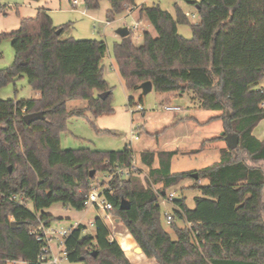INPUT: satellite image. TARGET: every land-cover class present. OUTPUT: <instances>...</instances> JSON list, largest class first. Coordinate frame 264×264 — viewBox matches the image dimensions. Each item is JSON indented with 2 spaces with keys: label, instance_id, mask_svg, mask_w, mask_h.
I'll return each instance as SVG.
<instances>
[{
  "label": "trees",
  "instance_id": "1",
  "mask_svg": "<svg viewBox=\"0 0 264 264\" xmlns=\"http://www.w3.org/2000/svg\"><path fill=\"white\" fill-rule=\"evenodd\" d=\"M107 1L108 22L134 6V0ZM190 3L197 9V24L189 23L179 7L172 15L158 4L139 5L140 17L156 36L145 31L136 46L129 32L115 43L117 71L128 90L150 82L158 93L191 91L197 109L220 113L211 119L223 121L224 131L237 135L239 142L234 150L220 149L218 162L195 172H172L177 150L142 151L139 162L148 170L143 184L129 146L109 152L61 148L59 136L69 117L113 111L112 91L100 65L105 42L62 39L71 26H53L43 7L34 17L21 19L18 30L0 32V42L10 39L14 52L13 63L0 70V89L27 78L32 91L39 93L37 99L0 100V264L15 259L38 264L41 244L31 228L57 220L45 212L54 204L84 210L93 171L113 172L101 191L112 205L107 213L156 264H264V138L253 134L264 120V0ZM83 6L97 10L99 0H83ZM187 24L192 36L184 39L178 26ZM104 93L108 96L101 99ZM75 100L84 101L85 108L68 110L67 103ZM32 113H43L44 119L26 124L24 117ZM218 140L224 136L206 142ZM126 169V176L118 173ZM187 178L199 196L192 208L185 199L171 201L173 238L162 227L159 199H166L168 190ZM121 200L130 204L127 211L120 209ZM83 229L79 223L65 240L69 263L131 264L102 218H95L92 232Z\"/></svg>",
  "mask_w": 264,
  "mask_h": 264
},
{
  "label": "rangeland",
  "instance_id": "2",
  "mask_svg": "<svg viewBox=\"0 0 264 264\" xmlns=\"http://www.w3.org/2000/svg\"><path fill=\"white\" fill-rule=\"evenodd\" d=\"M107 0H99V6L96 11H100L101 2ZM158 4L162 9L175 13V8L179 7L184 14L193 13L194 18H188L189 23H199L197 9L194 4L196 0H150ZM109 4V3H108ZM50 8L58 10L59 16L62 13L59 9H63L58 0H53ZM36 4L27 0H0V32L9 33L19 29L21 19L34 17L37 12L34 11ZM79 9H84L83 3ZM5 14V16H4ZM68 17L64 24L74 26L70 37L81 36L79 40H100L107 45L105 58L101 60L103 79L112 91L111 106L112 112L101 114L94 117L89 112L84 116L69 117L67 120V128L60 133L59 140L61 148L64 150L89 149L102 152L121 151L125 146H129L134 154V166L140 170L139 179L144 183V178L148 173L147 168L139 162V156L142 151L165 150L173 151L174 148H180L174 157L171 169L172 172H195L203 169L208 165L216 163L220 159L221 148H226L224 140H218L214 143L204 142L207 139L220 138L224 131L223 121L212 120V117L219 115L218 112L200 111L198 110V101L194 94L189 91L184 94L178 93H158L151 91L143 94L142 90H128L125 88L122 79L117 71L115 59L112 55L113 45L117 43L115 31L122 25L132 29V41L136 46L142 44V28L133 30L136 21L126 12L115 16L111 26L95 24V28L85 18L79 15H64ZM63 24V25H64ZM124 27V26H123ZM155 37L156 32L151 30ZM178 34L184 39L192 36L190 24L179 25ZM66 37V34H65ZM0 70L8 68L13 63L14 52L10 39H3L0 42ZM110 64L112 68L110 69ZM264 86V81L261 84ZM34 92L28 85L27 78L18 79L14 83L0 89V100H27L33 99ZM129 98L132 99L131 104L128 103ZM86 103L81 100H75L67 103L68 110L76 108H85ZM139 107V108H138ZM169 107L172 110L167 111L164 108ZM264 120L261 121L254 129L253 134L257 138L263 137ZM264 138V137H263ZM204 144V145H203ZM200 149L199 153H190L192 150ZM184 153V154H182ZM110 178L107 173H94L92 191L101 192L104 186L109 182ZM192 179L187 178L180 181L175 187L168 190V193H174L176 198L185 199L189 208L194 206L193 198L199 196V191L191 187ZM206 181H201L202 185H206ZM160 186L153 187L154 190ZM191 187V188H190ZM161 211L160 218L163 229L175 238V234L169 225L166 224L164 214L167 212L172 214L174 208L172 203L162 202L159 199ZM32 209L33 207L29 205ZM45 212L54 214L58 220L52 222V228L65 227L81 221L89 231L92 228L90 222H94L96 217L105 221L110 231L111 239H115L121 249L125 251L124 238L127 235L123 225L114 217H110L107 212L101 209L86 207L82 211H74L64 205L54 204L47 208ZM177 224L182 227L181 222ZM135 246V244H134ZM134 248V247H133ZM131 250V248H130ZM129 250V251H130ZM136 255L133 250L130 251ZM132 262V261H131ZM60 264H73L65 259Z\"/></svg>",
  "mask_w": 264,
  "mask_h": 264
},
{
  "label": "crops",
  "instance_id": "3",
  "mask_svg": "<svg viewBox=\"0 0 264 264\" xmlns=\"http://www.w3.org/2000/svg\"><path fill=\"white\" fill-rule=\"evenodd\" d=\"M74 1H76V2L74 3ZM58 2H59V4L61 6L63 5V9H59L61 11V13H62L61 17L59 16L60 14H58V10H55L54 8H50L51 7L50 5L53 4V0H40L39 2L34 3V4L37 5V7H34V11L37 12L38 9H40V7H43L46 10H48L49 15H50L51 20H52V24L55 27L62 26L64 24V22H67L68 17H65L64 15H71V16L74 15L75 16L76 14L81 16L82 18L87 19L88 21H91V24L93 25V28L96 27L95 24H100V25H104V26H107V27L111 26L112 22H108L106 20V12L110 8V5L106 1L105 2H101V7H100L101 10L100 11H96V10L87 11V10L79 9V7L82 6L83 0H69V1L58 0ZM30 3H33V2H30ZM141 4H144L146 6H151V5H154L155 3L151 2L150 0H134V6L126 9L125 12H126L127 16H130L132 19H134L136 21V23H134V24L137 25L139 29L142 28L143 32L147 31V32H149L152 35V33H151V30H152L151 25L147 22V20L145 18L140 17V15H139L138 6L141 5ZM167 12H169V11H167ZM169 13H171V12H169ZM172 15H174V14H172ZM4 16H5V14H4ZM69 25L71 27H70L69 30H67V31H65L63 33L62 39L69 38L71 31L73 32V30L75 29L74 26H72V23L71 24L69 23ZM123 26H125V25H122L120 28H122ZM120 28H118V29H120ZM116 31H115V35H116V39L115 40L119 42L121 40V38H119V36L116 34ZM129 32H130V30H129ZM65 34H66V37H65ZM74 38L78 39V40L79 39H83L81 36H75ZM91 90H92L93 94H96L95 88H92ZM38 97H39V93L38 92H34L33 99H37ZM219 115H220V113H219ZM262 134H263L262 136L264 137V132ZM263 137H261L260 139H263ZM207 140H209V139H207ZM223 148H221V149H223ZM174 150H177L178 152H182L180 148H176V149L174 148ZM159 151L169 152V151H165V150H158L157 152H154V151H151V152L158 153ZM175 156H177V155H175ZM50 214H52V213H50ZM52 215L58 220V218L54 214H52ZM79 223L82 224V222L79 221L76 224L71 225V226H77V225H79ZM123 243H124V247H125V251L124 252H125V254H126L127 258L129 259L131 264H156L153 260H149L146 257H144L143 254H137L136 253V255H134V254H132L130 252V251H132L134 249L133 247H135L134 246L135 243H134V241H133V239H132V237L130 235H126V237L124 238ZM130 248H131V250H130Z\"/></svg>",
  "mask_w": 264,
  "mask_h": 264
},
{
  "label": "built area",
  "instance_id": "4",
  "mask_svg": "<svg viewBox=\"0 0 264 264\" xmlns=\"http://www.w3.org/2000/svg\"><path fill=\"white\" fill-rule=\"evenodd\" d=\"M69 1V0H66ZM76 1H74L75 3ZM130 8V7H128ZM127 8V9H128ZM186 17L194 18L195 15L193 13L185 14ZM138 26L135 25L133 30H137ZM132 31V29H129ZM112 68L110 64V69ZM139 108V107H138ZM167 111L172 110L169 107L164 108ZM130 169H126L123 171H118V173L122 176H126ZM109 178L111 179L113 176V172H110ZM110 181V180H109ZM107 184L104 186L106 187ZM103 188V189H104ZM13 198H16L15 196ZM161 201L172 203L171 201L175 199L174 193H169L166 199L160 198ZM85 206L95 207L97 209H101L104 212L111 211L112 205L107 203L104 197L101 195V192H96L93 190L89 193L86 201ZM165 222L167 225H171L172 223V215L169 213L164 214ZM89 226L94 229V222H90ZM75 226H70L68 228L60 227V228H52L51 225L45 226L44 224H39L37 227H33L30 230V233L36 238V241L41 244L40 255L37 257L38 264H60L64 259L67 261V253L65 251V240L67 236L70 234L71 230ZM187 227H190V224H187ZM89 229L85 226L83 229V233H88ZM3 264H26L24 261L21 260H4Z\"/></svg>",
  "mask_w": 264,
  "mask_h": 264
},
{
  "label": "water",
  "instance_id": "5",
  "mask_svg": "<svg viewBox=\"0 0 264 264\" xmlns=\"http://www.w3.org/2000/svg\"><path fill=\"white\" fill-rule=\"evenodd\" d=\"M60 30H58V33H59ZM116 34L119 36V38H124L126 36L129 35V29L127 27H122L120 29H118L116 31ZM139 90H142V93L143 94H147L149 92H151L153 89H152V85L150 82H143L140 84V86L138 87ZM106 96H108V93H104V94H101L100 95V98L101 99H104ZM44 119V114L43 113H32V114H27L25 117H24V122L26 124H29L30 122H33V121H36V120H43ZM221 137L224 136V141L226 143V148H228V150H234L237 145H238V142H239V138L237 135L235 134H230V133H227L225 131H222V133L220 134ZM94 171L91 173V177L94 175ZM192 177L193 178H197V174H192ZM121 205H120V209L122 211H127V209L130 208V204L129 203H126V201L124 200H121ZM116 221L118 222L119 220L116 219ZM16 225V223H12V227H14ZM134 252H136L137 254H142V251L138 248V247H134Z\"/></svg>",
  "mask_w": 264,
  "mask_h": 264
}]
</instances>
